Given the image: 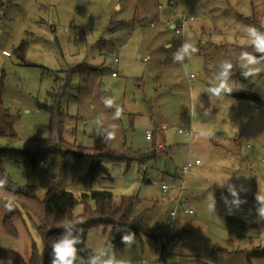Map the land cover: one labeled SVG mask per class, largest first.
I'll use <instances>...</instances> for the list:
<instances>
[{"label":"rangeland","instance_id":"1","mask_svg":"<svg viewBox=\"0 0 264 264\" xmlns=\"http://www.w3.org/2000/svg\"><path fill=\"white\" fill-rule=\"evenodd\" d=\"M213 1L224 15L205 19L198 9L191 10L197 20L185 41L198 51L177 63L173 53L182 45L181 36L160 19L158 8L169 11V0H0L2 101L17 118V138H0V151L26 150L31 142L51 137L49 114L38 104L49 102L48 93L57 84L65 90L61 108L72 117L63 131L68 144L148 153L149 131L160 152L142 163L107 164L110 178L102 176L97 182L90 181L89 158L61 152L43 157L35 169L26 161L0 163V185H32L40 200L50 188L65 189L78 200L92 190H108L115 209L123 197L140 200L133 216L146 212L153 237L138 235L131 246H119L108 242L107 232L91 229L78 257L112 248L124 264H171L181 257H199L210 264H264V253L256 255L264 248V220L257 217L255 200L259 185L264 191V107L230 94L211 100L208 93L219 64L240 65L238 54L246 51L244 46L252 48L245 29L264 30V0ZM175 9L183 12L186 5L180 2ZM237 13L251 18L252 25H241ZM199 25L212 32L213 42L206 44ZM117 50L116 64L112 53ZM190 75L195 78L190 80ZM229 83L232 91L252 88L263 95L264 71L249 77L247 84L230 75ZM102 97L113 98L121 107L119 120H112L114 108H106ZM110 123L118 125V132L115 140L105 143L97 132ZM196 160L201 165L190 168L185 178L194 213L180 210L170 226V199L177 195L172 186L180 183L183 166ZM227 180L246 201L238 209H230L223 200L231 196L227 186L217 183ZM162 184L171 187L167 194ZM210 193L217 201L216 214L207 209ZM83 210L78 204L73 213ZM10 211L0 202V252L14 251L28 262L32 244L22 222L15 223L16 238L3 230ZM169 234L176 240L174 248L168 247ZM176 234L181 238L175 239ZM219 249L228 253L218 254ZM0 264L12 263L0 256Z\"/></svg>","mask_w":264,"mask_h":264},{"label":"trees","instance_id":"2","mask_svg":"<svg viewBox=\"0 0 264 264\" xmlns=\"http://www.w3.org/2000/svg\"><path fill=\"white\" fill-rule=\"evenodd\" d=\"M236 19L243 26L249 24L252 25L250 22L251 18H248L242 14H237ZM257 29L261 32H264V30L259 26H257ZM202 30L201 37L202 39L205 37L204 40L207 42L206 44H208V41L211 39L212 32L208 31V33L205 32L204 29ZM210 42L213 41L211 40L209 43ZM212 46L218 48L219 45L213 44ZM244 48L248 52H254L249 46H244ZM202 53L206 54V52ZM241 73L242 68L236 63L232 68L231 76H236L239 82L247 84L248 78H244ZM1 80L2 79H0V138L15 139L17 138L15 132L17 118L16 116L12 115L3 104V85ZM230 95L235 99L250 100L258 107H264V94L258 95L252 91V88L250 90H241L235 88V90L232 91ZM64 96L65 90L56 84L55 87L48 93L49 102L45 104H38V107L41 110L49 114L51 137L47 140H35L31 142L29 148L26 150L0 151V163L4 159L19 163L26 161L33 169H35L43 157L51 156L55 153L61 152L62 156L89 158L90 167L88 175L91 182H97L102 176H107L110 178L106 168L107 164H115L119 162H126L128 164L131 162L142 163L151 156H155L156 154L160 153L155 151L157 143L153 134L151 151L148 153H141L140 151H135L133 149H125L121 152H115L108 150L105 146L103 148L88 149L68 144L63 138V131L65 124L71 120L72 117L64 113L61 108V101ZM36 190V187L32 185H28L22 189L20 187L10 189L7 187V185L1 184L0 197L13 200L23 209L32 224L36 236L42 241L45 251V264H51V244L63 232V224L64 221L66 222V220L74 219L77 228L82 229V231L78 232L81 240V243L77 246L78 249L83 247L87 233L91 229H102L103 232H107L108 242L110 244H117L119 246H123L121 243L123 232L120 230L124 228L130 229L136 234V236L144 235L153 237L155 235V232L154 234L152 233L153 227H150L145 223L146 212L133 216L135 207L140 201L136 197H123L121 199L119 208L115 209L113 206V194L108 190H92L88 193H84L80 200H78L71 192L62 188H50L45 198L40 200L37 198ZM78 204H82L84 210L83 213L75 215L73 210ZM6 205L10 207L11 211L3 220V230L5 234L16 238L17 230L15 223L17 221L22 222L31 240L32 254L28 262H26L21 257V255L14 251H1L0 256L9 259L12 264H40L41 259L37 246L34 244V241L32 240L25 226L19 210L11 204ZM173 210L174 207L169 212L168 218ZM180 236L181 234H176L174 235V238L180 239ZM174 241L176 242V240ZM262 250L263 252L259 253ZM217 253L226 254L228 251L219 249ZM263 253L264 248L259 249L256 255H261ZM83 255L85 258H87L88 253L84 252ZM171 264L210 263L202 260L199 257H181Z\"/></svg>","mask_w":264,"mask_h":264},{"label":"clouds","instance_id":"3","mask_svg":"<svg viewBox=\"0 0 264 264\" xmlns=\"http://www.w3.org/2000/svg\"><path fill=\"white\" fill-rule=\"evenodd\" d=\"M245 32L249 44L254 49V52L241 51L238 54V61L242 68L241 75L247 79L264 71V32L259 31L255 26H248ZM197 51L198 49L196 47L190 42L185 41L173 53V61L183 63L185 58L190 59ZM232 68L233 65L231 62L222 61L218 68L212 72L211 86L208 88L211 100L213 98L221 100L225 94L229 95L232 93V88L229 83ZM102 102L106 108H114V112L112 113L113 121L121 118L122 109L115 103L113 98L102 97ZM117 132L118 125L116 123H110L107 128H99L97 134L98 136H102L106 143L107 141L115 140ZM229 180L222 184H217L222 188L227 186L231 199L228 196L223 197L225 204L230 209H238L246 201L241 200L240 190L237 189L236 185L229 184ZM255 200L257 202V217L260 220H264V191H262L261 185H259ZM207 209L209 212L216 214L217 201L214 193H210L207 197ZM79 231H82V229L77 228L74 219L64 221L63 232L51 244V264H124L123 260L117 258L112 248L96 250L88 254L87 258L78 257V252L82 250L77 247L81 243L80 236L78 235ZM120 231L123 232L121 243L125 246H131L136 234L128 228L121 229Z\"/></svg>","mask_w":264,"mask_h":264},{"label":"built area","instance_id":"4","mask_svg":"<svg viewBox=\"0 0 264 264\" xmlns=\"http://www.w3.org/2000/svg\"><path fill=\"white\" fill-rule=\"evenodd\" d=\"M182 3L187 4L188 8L187 10L183 12H175V19L170 24L172 25V29L175 30V33L181 36L182 43L185 42L186 39V33L191 29L193 23L195 22V17L192 15L191 10L195 7H197L198 3L203 0H180ZM177 1L170 0L169 1V7L170 9H173L174 5ZM159 10H163L164 7L162 5L158 6ZM153 26V25H152ZM118 50L114 53H112V59L114 63H119L118 57H117ZM4 54H6L4 52ZM113 77H115V74H112ZM194 75H190L189 79H194ZM163 129H165L163 127ZM180 134H186L190 135V133H186L183 130H179ZM153 138V135L151 132L146 133V140L151 141ZM166 147V146H165ZM159 149L162 148V146L158 147ZM200 165L199 160H196L193 164L191 162H187L186 165L183 166L181 170V178H179V184L174 185L173 188L177 190V195L173 196L172 201L174 202V210L170 213L169 218L167 219V224L172 226L175 218L177 216V213L179 210H182L185 214L192 215L194 213L193 209L190 206L189 200L186 197V190H185V178L187 174L190 171V168L194 166ZM163 194H167L171 187L162 184L161 185ZM169 247H175L176 242L171 240V234L168 236V242Z\"/></svg>","mask_w":264,"mask_h":264},{"label":"crops","instance_id":"5","mask_svg":"<svg viewBox=\"0 0 264 264\" xmlns=\"http://www.w3.org/2000/svg\"><path fill=\"white\" fill-rule=\"evenodd\" d=\"M170 1V0H169ZM206 0H204L203 1V3H201V2H199L198 3V5H197V7H195L196 9H198L199 10V12H200V16L201 17H204L205 19L206 18H213V19H216V17H218V16H222V15H224L222 12L223 11H221V13H219V11H217V8H219V5H216L215 3H214V1L213 0H207L208 2H205ZM181 2V1H180ZM179 1H177L176 2V4L174 5V7H173V9H170V7H169V11H166V9H163V10H160L161 11V13H160V19H162L163 21H165L166 22V25L168 26V28L170 29V30H173L172 29V25L170 24L171 22H173L174 21V16H175V12H177L176 11V7H178L179 6V3H180ZM182 3V2H181ZM186 5V10H187V8H188V6H187V4H185ZM220 9V8H219ZM222 10L224 9L223 7L221 8ZM238 14V13H237ZM236 14V15H237ZM193 16L195 17V15L193 14ZM196 18H195V22L193 23V25H192V27H191V29H190V31L191 30H193L194 29V27H195V23H196ZM153 25V23H151L150 24V26H151V28L154 26H152ZM199 27V29H201V31H203L202 29H204L203 27H202V25L200 26H198ZM205 30V29H204ZM214 40V39H213ZM224 40V39H223ZM222 40V41H223ZM169 47V46H168ZM170 48V47H169ZM119 52V51H118ZM113 74V73H112ZM113 77V76H112ZM149 132V131H148ZM147 133V132H146ZM186 135V134H185ZM187 136H189L190 137V135H187ZM201 165V164H200ZM200 165H198V166H200ZM176 181H177V179H176ZM172 198L173 197H171V202L173 203V201H172ZM190 203V202H189ZM190 206H191V204H190ZM192 208V207H191ZM174 224V223H173ZM173 226V225H172ZM169 247V246H168ZM171 248V247H170ZM172 248H174V247H172ZM164 250H165V248H164ZM163 254H165V252L163 253ZM178 260V259H177ZM143 264H145V263H143Z\"/></svg>","mask_w":264,"mask_h":264},{"label":"water","instance_id":"6","mask_svg":"<svg viewBox=\"0 0 264 264\" xmlns=\"http://www.w3.org/2000/svg\"><path fill=\"white\" fill-rule=\"evenodd\" d=\"M0 201L5 203V204H11V205L15 206L19 210V212H20V214L22 216V219H23V221L25 223V226H26V228H27L32 240L34 241V244L37 246V249H38V252H39V255H40V259H41L40 264H45V251H44V247H43L42 241L36 236V234H35V232L33 230L32 224L29 221V219L26 216V214L23 211V209L11 199L0 197Z\"/></svg>","mask_w":264,"mask_h":264}]
</instances>
